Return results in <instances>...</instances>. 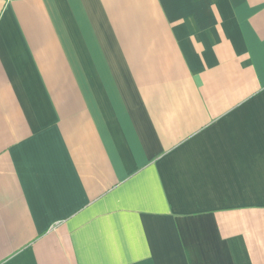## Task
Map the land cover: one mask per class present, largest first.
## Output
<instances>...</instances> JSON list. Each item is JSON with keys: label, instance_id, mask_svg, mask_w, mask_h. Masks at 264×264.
Instances as JSON below:
<instances>
[{"label": "crops", "instance_id": "1", "mask_svg": "<svg viewBox=\"0 0 264 264\" xmlns=\"http://www.w3.org/2000/svg\"><path fill=\"white\" fill-rule=\"evenodd\" d=\"M0 264H264V0H0Z\"/></svg>", "mask_w": 264, "mask_h": 264}]
</instances>
